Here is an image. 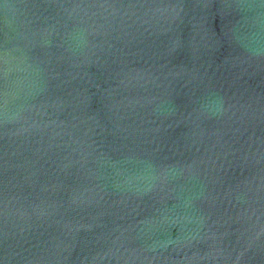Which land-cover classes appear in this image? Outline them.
Segmentation results:
<instances>
[{
  "label": "water",
  "instance_id": "95a60500",
  "mask_svg": "<svg viewBox=\"0 0 264 264\" xmlns=\"http://www.w3.org/2000/svg\"><path fill=\"white\" fill-rule=\"evenodd\" d=\"M0 264H264V0H0Z\"/></svg>",
  "mask_w": 264,
  "mask_h": 264
}]
</instances>
